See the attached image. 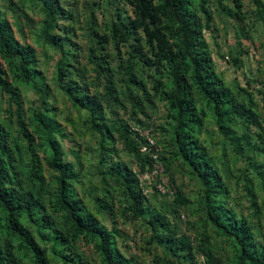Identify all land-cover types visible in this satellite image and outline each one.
I'll list each match as a JSON object with an SVG mask.
<instances>
[{"label": "rangeland", "instance_id": "374dc122", "mask_svg": "<svg viewBox=\"0 0 264 264\" xmlns=\"http://www.w3.org/2000/svg\"><path fill=\"white\" fill-rule=\"evenodd\" d=\"M46 1L54 13L43 0H0L1 19L14 41L31 51L38 72L25 83L15 72L17 61H0L7 82L0 87V126L19 190L37 202L22 227L47 264H104L94 241L73 233L63 211H52L56 174L46 164L49 128L73 169L69 193L86 219L111 234V252L123 263L237 264L234 240L206 214L204 187L180 155L163 99L172 87L157 39L173 52L177 42L165 19L156 13L149 22L136 0ZM186 1L207 23L197 0ZM206 7L211 21L202 36L214 82L228 95L227 109L222 128L211 105L192 89L198 123L191 141L218 177L214 202L243 220L255 249H264V0H207ZM44 20L53 24L56 46L41 37ZM38 111L47 126L33 117ZM18 121L33 135V151ZM145 136L154 142L155 159L138 153ZM0 242L8 243L13 264H32L29 251L1 227Z\"/></svg>", "mask_w": 264, "mask_h": 264}, {"label": "trees", "instance_id": "16d2710c", "mask_svg": "<svg viewBox=\"0 0 264 264\" xmlns=\"http://www.w3.org/2000/svg\"><path fill=\"white\" fill-rule=\"evenodd\" d=\"M140 14L149 22H154L155 14L159 13L165 19V30L170 31L177 40L173 52L172 47L166 45L162 38L158 43L162 45L164 59L169 63L167 73L171 90L163 98L167 104L169 118L175 123V137L178 142V150L181 157L199 177L204 187V192L209 204L206 214L214 225L221 229L227 236L234 240L238 249L237 264H263L264 249H255L251 233L243 220H236L220 205L214 202L213 196L218 194L219 182L216 173L210 167L208 161L196 152V146L191 141V130L198 123L196 110L190 99V91L193 89L199 97L211 105L215 120L220 127H224L228 95L220 90L214 82L216 76L212 70V63L205 50V42L202 36L204 24L211 21V15L207 10V0H197L198 9L205 22L202 24L194 11L191 10L186 0H160L153 5L151 0H136ZM45 5L54 13L53 8L46 0ZM53 24L44 20L41 37L49 45L58 44L55 36L51 34ZM60 49L61 45H57ZM160 50V51H161ZM0 61L8 66L15 64V72L19 79L25 83L32 82L38 72L34 69V61L31 51L19 46L13 39L9 24L0 17ZM5 72L0 65V87H5ZM219 89V90H218ZM81 100V98H77ZM233 110V109H232ZM33 117L39 124L47 126V120L38 111L33 112ZM18 130L26 141L27 149L34 150V137L26 126L18 121ZM100 134L101 130L97 129ZM123 137L127 139L126 136ZM7 133L0 126V220L1 229L7 237L18 243L19 249L29 251L32 264H47L43 250L32 239L31 234L21 224L23 217L31 219L37 211V202L29 193L19 190L16 173L12 165L11 152L6 141ZM131 141L129 140V143ZM134 142V141H133ZM132 142V143H133ZM46 144L49 148V157L46 164L55 174L56 200L52 205V211L64 212L67 227L76 235L90 237L94 241V248L104 264H125L119 257L111 252L112 236L109 232L95 227L83 215L79 203L69 193V180L73 177L71 165L63 160L61 147L54 135L53 129L46 133ZM131 145V143H130ZM132 146V145H131ZM134 149V147L132 146ZM141 156L150 158L149 154ZM149 155V156H148ZM42 221L52 226L48 217H42ZM58 238L65 240L61 233ZM8 243L0 242V264H13Z\"/></svg>", "mask_w": 264, "mask_h": 264}, {"label": "built area", "instance_id": "2783aa9c", "mask_svg": "<svg viewBox=\"0 0 264 264\" xmlns=\"http://www.w3.org/2000/svg\"><path fill=\"white\" fill-rule=\"evenodd\" d=\"M130 130L134 133H138L140 131V129L136 126H130ZM139 151L142 154H149L151 156L152 159L156 158V151L155 150V146H154V142L152 140L151 137L149 136H145L143 142H139Z\"/></svg>", "mask_w": 264, "mask_h": 264}]
</instances>
